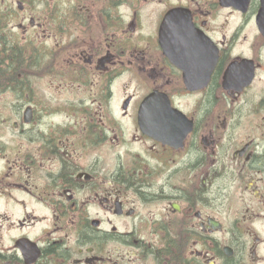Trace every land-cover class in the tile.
Listing matches in <instances>:
<instances>
[{
    "label": "flooded vegetation",
    "instance_id": "flooded-vegetation-1",
    "mask_svg": "<svg viewBox=\"0 0 264 264\" xmlns=\"http://www.w3.org/2000/svg\"><path fill=\"white\" fill-rule=\"evenodd\" d=\"M0 264H264V0H0Z\"/></svg>",
    "mask_w": 264,
    "mask_h": 264
},
{
    "label": "rangeland",
    "instance_id": "rangeland-1",
    "mask_svg": "<svg viewBox=\"0 0 264 264\" xmlns=\"http://www.w3.org/2000/svg\"><path fill=\"white\" fill-rule=\"evenodd\" d=\"M59 82L54 81L53 85H36V92L43 94V97H61L58 92Z\"/></svg>",
    "mask_w": 264,
    "mask_h": 264
}]
</instances>
